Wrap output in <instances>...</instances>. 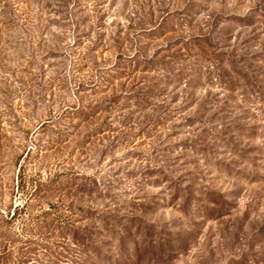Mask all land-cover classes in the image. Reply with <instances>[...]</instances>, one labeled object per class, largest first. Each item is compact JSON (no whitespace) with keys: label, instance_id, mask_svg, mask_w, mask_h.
<instances>
[{"label":"rangeland","instance_id":"rangeland-1","mask_svg":"<svg viewBox=\"0 0 264 264\" xmlns=\"http://www.w3.org/2000/svg\"><path fill=\"white\" fill-rule=\"evenodd\" d=\"M0 264H264V0H0Z\"/></svg>","mask_w":264,"mask_h":264}]
</instances>
